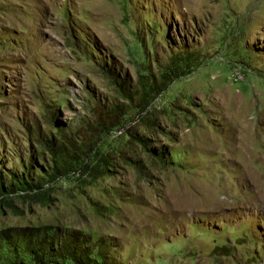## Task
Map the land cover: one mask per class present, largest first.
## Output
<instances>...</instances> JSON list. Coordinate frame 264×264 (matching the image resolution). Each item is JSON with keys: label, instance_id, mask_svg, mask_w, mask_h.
Listing matches in <instances>:
<instances>
[{"label": "rangeland", "instance_id": "1", "mask_svg": "<svg viewBox=\"0 0 264 264\" xmlns=\"http://www.w3.org/2000/svg\"><path fill=\"white\" fill-rule=\"evenodd\" d=\"M9 173L0 264H264V0H0Z\"/></svg>", "mask_w": 264, "mask_h": 264}, {"label": "trees", "instance_id": "2", "mask_svg": "<svg viewBox=\"0 0 264 264\" xmlns=\"http://www.w3.org/2000/svg\"><path fill=\"white\" fill-rule=\"evenodd\" d=\"M178 70L175 71H166L165 73L162 74V76L160 77V82L159 85L155 87L154 91L157 94H161L163 92H165L167 90V88L173 83V81L175 79H178L181 77V75L178 74L177 72ZM55 168V167H53ZM56 170V169H55ZM10 177L11 182H9V184L7 186H3L2 183H0V199L3 198L6 195H12V194H16V193H33V192H37L39 190L42 189V185H36L35 182L33 180H31L29 178V176H27L26 174H22L20 176H16L12 173L8 174ZM52 176V180L54 181L56 179V174L53 173L51 175H48V173H46L44 176V179L46 178L48 181L50 179V177ZM40 201H43V203L46 202V200L42 197L41 199H39ZM56 249L61 251L60 253H66L65 258L68 260H73L72 258V253L73 249H62L59 247V244L56 243ZM60 248V249H59ZM72 251V252H71Z\"/></svg>", "mask_w": 264, "mask_h": 264}]
</instances>
